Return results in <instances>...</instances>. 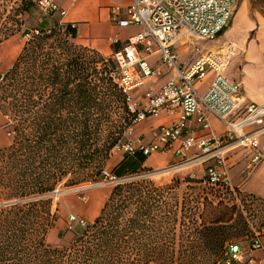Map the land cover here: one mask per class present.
Instances as JSON below:
<instances>
[{
	"label": "trees",
	"instance_id": "obj_1",
	"mask_svg": "<svg viewBox=\"0 0 264 264\" xmlns=\"http://www.w3.org/2000/svg\"><path fill=\"white\" fill-rule=\"evenodd\" d=\"M35 11L40 23L31 33ZM50 18L34 0H0V44L29 37L0 74V112L11 135L0 150V264H215L234 239L248 237L247 209L264 208V200L247 195L241 209L204 198L189 208L169 185L121 181L93 222L60 247L47 243L58 219L49 194L105 179L131 120L111 75L115 62ZM145 160L127 155L111 173L122 180L146 170Z\"/></svg>",
	"mask_w": 264,
	"mask_h": 264
},
{
	"label": "built area",
	"instance_id": "obj_2",
	"mask_svg": "<svg viewBox=\"0 0 264 264\" xmlns=\"http://www.w3.org/2000/svg\"><path fill=\"white\" fill-rule=\"evenodd\" d=\"M36 8L43 15L53 16L61 10L57 0H34ZM235 0H134L125 10L126 17L120 18V6L113 7V19L120 27L137 25L140 30L130 36L123 46L106 57L116 67L111 75L124 94L131 120L127 133L151 117L161 113L180 110L178 121L159 128L155 140L148 144L141 141L118 143L114 151L128 155L141 152L145 156L174 147V153L187 158L196 151V159L212 162L206 168L203 183L230 190L241 209L244 205L229 176L227 150L232 146L245 147L252 152L253 163L264 162V144L260 136L264 132V104L245 103L241 86L223 75L233 49L208 50L191 63L184 65L180 54L174 49L182 37L214 40L229 27L234 17ZM200 53L199 48L196 49ZM147 56H158L161 64L168 67L173 76L155 91L149 89L142 99L133 95L134 89L147 78L161 76L160 68L152 66ZM210 72L214 78L205 92L197 86ZM209 115H213L226 126L223 136L213 133L184 136L188 119L194 118L202 128L210 129ZM106 181L117 179L107 169L103 172ZM118 182H121L118 181ZM76 217L71 215V220ZM84 224V222L82 221ZM259 235L253 241L254 248L260 247ZM253 262V260H251ZM215 264H244L241 243L228 245L223 257ZM254 264V263H253Z\"/></svg>",
	"mask_w": 264,
	"mask_h": 264
},
{
	"label": "crops",
	"instance_id": "obj_3",
	"mask_svg": "<svg viewBox=\"0 0 264 264\" xmlns=\"http://www.w3.org/2000/svg\"><path fill=\"white\" fill-rule=\"evenodd\" d=\"M57 1L60 9L66 10V14L63 16L60 12H57L52 16L53 20L61 26L69 28L68 36L75 43L89 47L106 57L111 56L113 52L120 49L130 36L136 34L140 30V27L137 25H130L124 28L120 27L113 19V7L120 6L121 11L119 17L124 18L126 17V8L134 0ZM243 18L237 23L238 25ZM236 30L237 33L235 34L230 30L227 31V29L223 33L225 34V37H228L226 39L228 40V43L224 46L230 45L231 48L236 47L237 51H239L242 56L240 61L237 62L239 72L236 76L232 77L225 74L226 67L228 66L229 61H231L230 58L223 69V75L229 80L240 84L241 95L245 103L264 104V43L260 47L257 44H253L251 41L245 46L244 50L240 49V31L237 28ZM189 42L192 44L189 37H182L177 41L174 48L180 54V61L184 65L193 61L186 60L185 54H183L189 49H193L187 46ZM179 44L183 47V51H178L177 47ZM208 50L216 49H201V53ZM147 57L152 66L161 69L162 75L150 77L141 82L133 91V95L137 99H142L145 92L149 89L158 91L162 85L173 76V73L168 67L161 64L158 56ZM213 78L214 74L213 72H210L206 79L197 84L199 89H201V92L207 90ZM180 114V110H175L172 114L163 112L158 117H151L146 121L137 124L126 141L134 143L141 141L148 144L156 139L161 126L169 125L178 121ZM209 121L211 128L204 129L194 118L188 119L184 136H200L210 132L217 136H223L225 134L226 126L222 121L213 115H209ZM5 122L6 118L0 112V149L9 146L11 143L7 141V134L4 132V130H6ZM260 143L264 144V132L260 136ZM176 145L177 142L174 143L173 146L155 152L148 157L141 152H138L146 158L141 165V169L147 168L151 172H156L168 167L178 168L184 166V169L187 170V173L191 177L203 181L206 176V168L212 162H204L202 158L201 161L197 160L195 150L189 152L185 159L178 157L174 153V147ZM126 156L127 155L111 156L108 161L111 171L115 169L126 158ZM227 157L229 162L230 180L236 191L242 195L253 196L264 200V162L253 163L251 160V150L241 146L229 147L227 150ZM109 194V190H101L99 188L90 192L85 203L76 205L78 216L87 218L88 223L93 222L100 214ZM96 201H98L97 208L94 206ZM257 235H259L258 239L261 244L260 247L254 248L253 241L255 237L250 241L241 243L244 264H264V232H256L255 236ZM251 260H253V262H251Z\"/></svg>",
	"mask_w": 264,
	"mask_h": 264
},
{
	"label": "rangeland",
	"instance_id": "obj_4",
	"mask_svg": "<svg viewBox=\"0 0 264 264\" xmlns=\"http://www.w3.org/2000/svg\"><path fill=\"white\" fill-rule=\"evenodd\" d=\"M240 13L244 14V18L238 25L236 24V19ZM52 19L53 18H50V24L53 23ZM39 23L40 19L38 16V12L35 11L29 18L27 24L31 30V33H33L32 30L36 28ZM236 28L240 31V49L244 50L245 46L248 45L251 41L253 44H257L261 47V45L264 43V0H235L234 19L227 28V31L230 30L233 32V34H235L237 33ZM28 38V35H17L9 38L8 40H5L0 44V74H4L12 66L17 56L19 55L25 41ZM189 38L191 39L192 44L195 45L194 46L189 42L187 46L189 48H193L194 50L189 49L188 51L183 53L185 54L186 60L189 61H192L196 57H198V55L201 54V49L217 50L224 47L223 50L226 51L227 49L231 48L230 45L224 46L228 43V40H226L228 37H225L224 33L219 35L214 40H201L195 37ZM197 48H199L200 53L196 51ZM177 49L178 51H183V47L181 46V44L178 45ZM232 49H234V54H232L233 56L230 57L231 61H229L228 66L225 70V74L230 77L236 76L238 74L239 67L237 65V62H239L240 58H242L236 47ZM199 91L201 92V89H199ZM4 132H6L7 134V141L11 142V135L8 134L7 129L4 130ZM128 136L129 134L127 133L126 128L125 138L123 142L128 139ZM115 155L128 154L122 151H112L111 156ZM105 164L106 169L109 172H112L108 162H106ZM118 181L120 180L110 182L104 179H99L96 181L82 183L76 186L63 185L56 189L53 193L49 194V197L53 201V209L58 210V219L55 223V226L51 228L47 234V243L52 247H60L63 244L69 242L73 238L75 231L88 223L87 218L78 216L76 212V205L85 203L88 199L89 193L97 188L101 190H109L110 193L115 185L119 183ZM121 181H123L124 183L139 182L158 187L169 185L172 188V191L176 193L179 198H186L189 203V208L192 207L195 201L202 202L204 198H208L209 200L215 202L223 201L224 203L238 206L236 196L233 193L225 190L222 187H213L206 185L203 182L201 183V179L191 177L187 173V170L184 169V166H180L178 168L168 167L156 172H151L149 169H146L138 173H129ZM237 193L242 202L243 199L247 200L248 202L249 197H247L246 195H242L239 192ZM94 206H96V208L98 207V201L94 203ZM71 215H74L76 219L71 220ZM246 216H248L250 222H252L251 227H249V238L247 237L234 239L233 241L235 242L243 243L245 241H250L256 232H264V226H261L262 222L264 221L263 207L261 208L259 206L250 205L247 209ZM82 221L84 222V224L82 223ZM60 232H63L65 235L62 239L59 237Z\"/></svg>",
	"mask_w": 264,
	"mask_h": 264
},
{
	"label": "bare ground",
	"instance_id": "obj_5",
	"mask_svg": "<svg viewBox=\"0 0 264 264\" xmlns=\"http://www.w3.org/2000/svg\"><path fill=\"white\" fill-rule=\"evenodd\" d=\"M244 14H239L237 19H236V24L240 21L241 18H243Z\"/></svg>",
	"mask_w": 264,
	"mask_h": 264
}]
</instances>
